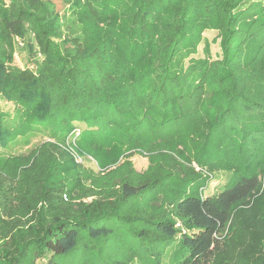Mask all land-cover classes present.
I'll use <instances>...</instances> for the list:
<instances>
[{
  "label": "trees",
  "instance_id": "obj_1",
  "mask_svg": "<svg viewBox=\"0 0 264 264\" xmlns=\"http://www.w3.org/2000/svg\"><path fill=\"white\" fill-rule=\"evenodd\" d=\"M205 31L221 59L190 57ZM0 104V264L87 255L113 219L178 264H264V0H0Z\"/></svg>",
  "mask_w": 264,
  "mask_h": 264
},
{
  "label": "rangeland",
  "instance_id": "obj_2",
  "mask_svg": "<svg viewBox=\"0 0 264 264\" xmlns=\"http://www.w3.org/2000/svg\"><path fill=\"white\" fill-rule=\"evenodd\" d=\"M55 4L59 11L64 9L62 3L55 1ZM219 43L220 38L217 37L216 31H205L202 34L200 43L196 47L195 53L190 57L196 59L206 57L211 61L219 60L221 59ZM186 62L187 60L185 61V64H187ZM14 63L19 67H24L27 63V54L23 49H17L14 56ZM5 106L6 110L12 109L10 104ZM83 128L84 127H82V129ZM47 139L48 138L45 135L38 134L32 138L29 146L18 147L14 150L6 151L5 153H25ZM66 146L76 162H79L80 165L87 169L89 168L93 170V172H99V167L91 156H81L77 154L75 141L72 142L66 140ZM129 161L132 163L133 168L140 173L145 171L149 165L148 155L138 151L131 152ZM190 165L197 174H200L203 179L206 180L205 187L201 192L204 197L226 189L224 185L228 180V173L222 171L210 172L207 169L200 168L195 162H192ZM250 205L251 204H246L242 207ZM105 225L112 230V233L106 240L99 239L96 241H90L88 245L92 247L91 253L87 251V255L82 256L81 252L78 251L71 257L70 261H63L62 264H117L118 262L120 264H178L179 261L187 255L186 249L179 245V241L173 240L168 247H159L157 243L153 244L148 238L141 241H138L137 239L133 240L129 231L131 228H128L125 225L122 226L117 220H109L105 222ZM134 226L133 229L138 230L140 228L136 223ZM37 264L47 263L46 261H40Z\"/></svg>",
  "mask_w": 264,
  "mask_h": 264
},
{
  "label": "built area",
  "instance_id": "obj_3",
  "mask_svg": "<svg viewBox=\"0 0 264 264\" xmlns=\"http://www.w3.org/2000/svg\"><path fill=\"white\" fill-rule=\"evenodd\" d=\"M75 134L77 135L78 133L75 131ZM74 139H75V138H71L70 141L74 142ZM176 227H180V225L177 223V224H176Z\"/></svg>",
  "mask_w": 264,
  "mask_h": 264
}]
</instances>
